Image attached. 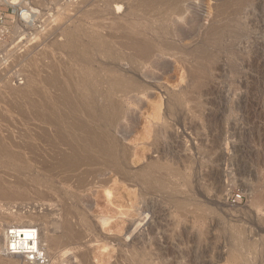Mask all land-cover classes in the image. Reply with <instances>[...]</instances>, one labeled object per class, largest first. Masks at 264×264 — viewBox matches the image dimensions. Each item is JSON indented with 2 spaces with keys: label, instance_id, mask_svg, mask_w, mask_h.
<instances>
[{
  "label": "rangeland",
  "instance_id": "obj_1",
  "mask_svg": "<svg viewBox=\"0 0 264 264\" xmlns=\"http://www.w3.org/2000/svg\"><path fill=\"white\" fill-rule=\"evenodd\" d=\"M0 142V264H30L12 231L47 264H264V0H0ZM66 221L87 246L51 247Z\"/></svg>",
  "mask_w": 264,
  "mask_h": 264
},
{
  "label": "bare ground",
  "instance_id": "obj_2",
  "mask_svg": "<svg viewBox=\"0 0 264 264\" xmlns=\"http://www.w3.org/2000/svg\"><path fill=\"white\" fill-rule=\"evenodd\" d=\"M3 1L9 5H18V0ZM175 1L177 2L181 0H145V2L150 4L151 7L154 9L172 7L175 4ZM122 8L123 7L121 5H117L116 10L120 12ZM21 15L23 18H27L30 15L29 10L22 9ZM132 41V48L136 51L139 56L146 59L152 56V51L146 47V43L142 39H140L139 37H133ZM54 80H56V77H54ZM115 81L120 86H125V84L127 83L125 77L123 78L122 76H119L117 79H115ZM82 89L83 94L79 96H73L68 92V94L65 95L64 103L76 108L87 107L89 104L86 94L87 85L82 84ZM54 105L56 104H52L49 107L52 110L54 116L57 117L56 113L54 112L55 108L51 107ZM103 114L105 117L113 119L116 118V116H118L119 114V109L110 94L106 95V103L103 105ZM80 127L82 128L84 127V125L82 124L80 125ZM73 129L74 126L72 125L69 126L66 131V133L70 134L71 137V152L64 156V162L70 165H76L81 162L84 159V153L89 150V148L93 145L85 138H82L81 141H79L78 138L80 137L77 135V133L73 132ZM96 143L102 151H108L110 153L113 152L114 147H116L117 145L116 141L112 140V138L110 137L109 132H102L100 136L97 137ZM0 151L12 154L5 145L0 146ZM3 193L4 192L1 190L0 194ZM62 227L63 232L58 235V237L50 239L51 247H53V249H55L57 246H60V248H63L61 250L59 249L60 252H68L75 251L76 249L81 248L82 246H87L89 244V242L85 240L84 235L78 229H76L75 226L69 221L63 223ZM57 251L58 250H55V252ZM4 254L6 256L11 254L26 256V258L29 259L28 263L30 264H47V262H49V260L47 261L49 256H47L43 251L34 248L29 243V241H27V239H21L20 234L13 231L9 234V243L5 248ZM83 256L86 258L87 254L83 253ZM48 264H60L58 257H53L50 260V263Z\"/></svg>",
  "mask_w": 264,
  "mask_h": 264
}]
</instances>
